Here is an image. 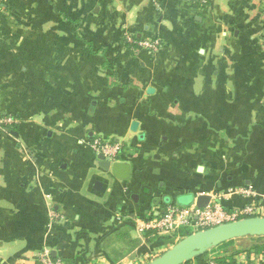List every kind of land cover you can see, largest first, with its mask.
Instances as JSON below:
<instances>
[{
	"label": "crops",
	"instance_id": "obj_1",
	"mask_svg": "<svg viewBox=\"0 0 264 264\" xmlns=\"http://www.w3.org/2000/svg\"><path fill=\"white\" fill-rule=\"evenodd\" d=\"M190 4L0 0V115L18 120L0 127V264H147L197 232L137 231L168 206L264 217V0ZM96 141L122 146L126 178ZM262 244L208 264H264Z\"/></svg>",
	"mask_w": 264,
	"mask_h": 264
},
{
	"label": "built area",
	"instance_id": "obj_2",
	"mask_svg": "<svg viewBox=\"0 0 264 264\" xmlns=\"http://www.w3.org/2000/svg\"><path fill=\"white\" fill-rule=\"evenodd\" d=\"M190 3L200 4L208 7L210 0H190ZM131 47L137 46L142 49L156 53L162 47L160 40H134L132 36L127 37ZM18 124L14 117L1 118L0 126L8 127ZM92 150L104 160L111 164L121 162L122 146L107 141H96L91 144ZM255 214L254 208L248 207L240 214L228 215L219 205L210 208H200L197 205L189 206H168L163 212H157L147 218H138L136 229L141 234L149 233L152 236H175L181 229L205 230L222 223L237 220L238 217H252ZM40 264H61L53 262L48 253H45L39 260Z\"/></svg>",
	"mask_w": 264,
	"mask_h": 264
},
{
	"label": "water",
	"instance_id": "obj_3",
	"mask_svg": "<svg viewBox=\"0 0 264 264\" xmlns=\"http://www.w3.org/2000/svg\"><path fill=\"white\" fill-rule=\"evenodd\" d=\"M100 159L112 166L113 172L117 176L126 178L129 175L127 164L120 162L111 164L104 160L102 156H100ZM198 206L205 207L201 203ZM260 237H264V217L241 218L191 233L147 264H186L195 261L225 243L242 238Z\"/></svg>",
	"mask_w": 264,
	"mask_h": 264
},
{
	"label": "trees",
	"instance_id": "obj_4",
	"mask_svg": "<svg viewBox=\"0 0 264 264\" xmlns=\"http://www.w3.org/2000/svg\"><path fill=\"white\" fill-rule=\"evenodd\" d=\"M194 9H201V8H204V7H202L200 4H198V3H195L193 6H192ZM263 15H264V9H263ZM262 40H263V46H264V33H263V35H262ZM191 233L190 232H184L183 233V237H185V236H187V235H190ZM259 239H264V237H260ZM231 242H228V243H225V244H223V245H221V246H219V247H217V248H215V249H213L212 250V252H214L216 249H218V248H224V247H226V246H228L229 244H230ZM260 248L261 249H259L261 252H264V244H262L261 246H260ZM211 252V253H212ZM209 252L207 253V254H205L204 256H201V257H199V258H197L195 261H192V262H188V263H186V264H208L209 263Z\"/></svg>",
	"mask_w": 264,
	"mask_h": 264
},
{
	"label": "rangeland",
	"instance_id": "obj_5",
	"mask_svg": "<svg viewBox=\"0 0 264 264\" xmlns=\"http://www.w3.org/2000/svg\"><path fill=\"white\" fill-rule=\"evenodd\" d=\"M188 1V3L190 4V0H187ZM191 5V4H190ZM131 34H129V33H126L125 32V34H124V38H125V40L127 41V37L128 36H130ZM132 38L134 39V40H143V39H137V38H134L133 36H132ZM125 40H124V42H125ZM152 40H154V39H152ZM159 40V39H158ZM126 43V42H125ZM158 52V51H157ZM154 53V52H153ZM9 117H13V116H11V115H0V119L1 118H9ZM1 128H7V127H4V126H0ZM9 128V127H8ZM252 217H254V216H252ZM192 231H197V230H195V229H191Z\"/></svg>",
	"mask_w": 264,
	"mask_h": 264
}]
</instances>
